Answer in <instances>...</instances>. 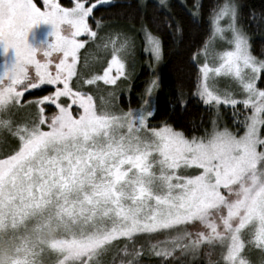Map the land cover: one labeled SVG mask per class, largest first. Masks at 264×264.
I'll list each match as a JSON object with an SVG mask.
<instances>
[{
	"label": "snow or ice",
	"instance_id": "obj_1",
	"mask_svg": "<svg viewBox=\"0 0 264 264\" xmlns=\"http://www.w3.org/2000/svg\"><path fill=\"white\" fill-rule=\"evenodd\" d=\"M112 3L0 0V50L15 57L0 72L7 117L0 124L17 141L0 153V264H140L145 252L174 264L201 256L206 264H254L246 256L254 249L264 264V87L257 85L264 58L251 51L239 3L218 0L210 8L211 35L193 54L194 61L204 57L193 95L217 113L221 105L231 109L232 125L213 119L210 130L191 137L167 122L150 126L158 77L145 82L139 107H118L128 44L117 47L121 33L110 40L101 74L89 75L87 56L79 63L86 41L78 37L95 42L89 17ZM200 9L194 0L192 15ZM40 22L52 26L53 39L33 46L26 37ZM108 26L96 20L97 29ZM139 31L159 61L160 38L143 23ZM216 38L225 50H216ZM221 78L231 86L221 88ZM99 82L107 98L97 103ZM41 85L54 90L23 100ZM47 105L55 109L50 116ZM33 108L22 123L11 118L13 110ZM194 225L200 230H189Z\"/></svg>",
	"mask_w": 264,
	"mask_h": 264
},
{
	"label": "trees",
	"instance_id": "obj_2",
	"mask_svg": "<svg viewBox=\"0 0 264 264\" xmlns=\"http://www.w3.org/2000/svg\"><path fill=\"white\" fill-rule=\"evenodd\" d=\"M67 1V0H65ZM73 2V1H72ZM218 0H200L199 15L193 16L194 0H170L166 7L154 1L140 3L139 0H114V3L97 6L89 17L91 26L96 20L111 24L124 31L141 28V23L161 40L162 62L159 69L161 89L157 92L155 114L150 118L151 126H159L162 122L182 130L186 136H200L209 130L212 110L193 95L195 91L198 66L193 61V54L198 53L204 41L211 35L209 10ZM240 5V23L243 25L251 45L252 53L258 58L264 56V0H237ZM73 3L69 6L72 7ZM254 13L255 17L250 18ZM171 21V26L164 20ZM179 23L181 30L176 31ZM136 67L127 75L119 88L118 107L127 110L138 107L141 101L145 82L151 78V72L139 60L133 58ZM259 87H264V78ZM262 82V83H261ZM52 86H40L26 92L23 99L30 100L42 97L51 92ZM130 89V90H129ZM186 104L181 107L180 101ZM223 118L232 125L231 109L223 108ZM198 225L191 227L197 230ZM193 230V231H194ZM147 248V245H146ZM203 257V256H202ZM215 258V257H214ZM164 258H149L145 253L140 257V264H161ZM166 264H169L168 262ZM190 264H206V258L193 260Z\"/></svg>",
	"mask_w": 264,
	"mask_h": 264
},
{
	"label": "rangeland",
	"instance_id": "obj_3",
	"mask_svg": "<svg viewBox=\"0 0 264 264\" xmlns=\"http://www.w3.org/2000/svg\"><path fill=\"white\" fill-rule=\"evenodd\" d=\"M147 1H150V0H139V2L141 4L145 3ZM151 1H154V2L158 3L159 5L166 7L170 0H164L163 3H161L160 0H151ZM178 1L183 3V0H178ZM59 2L62 4V6L70 7L69 5L71 3H74V0H67V1L59 0ZM87 2L91 4V3H94L95 0H87ZM38 3H42V0H38ZM104 24H107V23H104ZM89 25H90V23H89ZM108 25H109L108 27H102L100 29H97L96 25L95 26L90 25V27L93 30H96L98 32V37L96 38L95 42L89 40V38L87 37L86 34L78 37L79 39L86 41L85 47L80 50V54H79L80 55V61H79V63L82 65L84 63L86 56H87L89 65L91 66V70L89 72V75H91L93 73H95V74H101L102 73L103 67L107 66V61L111 57L110 40L113 36L116 35V33H121V35L117 37V47L119 46L120 43H123V41L125 39L128 40V44L126 45L125 50L122 51V56L125 58V61H126V78H121L118 81L119 87L122 84H124L125 81L129 80L127 75L132 72V70H133L132 68L136 67V62L135 63L132 62L134 56H135V59L139 60L141 65H145L149 69V71L151 72V78L152 77H158L159 78V69H160L161 62H162V56H161V59L159 61H155L151 52L145 50V41L143 39L142 32L139 31L140 28H136L132 31H124L118 27L111 25V24H108ZM51 31H52V26L50 24L45 23V22H40V23L32 26V28L29 30V32L27 34L26 39L33 46H39L41 44H44L46 46V44L48 42H51L53 39V37L50 35ZM106 42H109V46H108L107 50H105L103 47H101L100 49H97V47H96L97 44L103 45ZM214 44H215L217 51H223L227 47V44L223 41H220L219 38L215 39ZM53 55H54V59H58V54H53ZM14 58H15L14 57V51L12 49H9L7 53H3L2 50H0V72H2L6 66L10 67L11 63L14 61ZM40 58H42V54H41ZM262 58H264V56ZM209 59H210V57H209ZM193 61H194V59H193ZM194 62L199 67V64L204 62V57L201 55L199 57V59L195 60ZM113 74H114V72H113ZM33 75H34V73H33ZM261 80L263 82V79H261ZM261 80H259L257 82L258 87L260 86L259 83ZM99 85H100V88L104 89V90L96 92L97 103L100 102V99H99L100 96H104L105 98H107V87L104 86L102 82H99ZM41 86H43V85H41ZM44 86H49V85H44ZM219 86L221 88H228L231 85L227 79L221 78L219 80ZM86 88L90 91L96 90L95 85L94 86H86ZM32 90H34V89H31L29 91H32ZM53 90L54 89L52 88L51 91H53ZM25 101H27V100H25ZM134 108H137V107H134ZM223 108H225V107L223 105H221L218 113L211 109L212 110L211 121L213 119H216L221 127H223L225 125L230 127V125H228V123H226L224 118H223V115H224L223 111H222ZM34 110H35L34 108L31 110L22 109L18 113L14 112V110H13V114H10V115H11V118L13 120H15L16 122L22 123L27 118V113L29 111H34ZM54 111H55L54 106L47 105V108H46L47 115L50 116ZM4 118H7V117H5L2 113H0V119H4ZM149 124L151 126L150 121H149ZM211 126L212 125L210 124L209 130L211 129ZM0 133H2V136H0V153L10 152L11 149L16 146L17 141L15 139H13L6 131H4V126L2 124H0ZM193 174H194V172H193ZM191 227L192 226H190L189 230H191ZM198 230H200L199 225L197 227V230H194L193 232L198 231ZM145 247H146V245H145ZM145 253H147V252H145ZM177 255H179V253H177ZM148 256H149V258H159V257H155L154 255H148ZM246 256L248 258H250L252 261H254V264H259V261L262 258L259 250H255V249L250 253H246ZM202 258L203 257L201 256V257L197 258L196 260L200 261V260H202ZM162 261L164 262V264H166L167 262L169 264H174V262L171 259L164 258ZM162 261H161V264H162ZM191 261H193L191 259V257H188V258H185L182 261H180L179 264H190Z\"/></svg>",
	"mask_w": 264,
	"mask_h": 264
}]
</instances>
